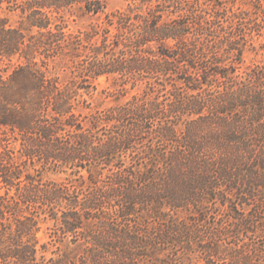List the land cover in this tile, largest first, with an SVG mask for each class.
<instances>
[{"label":"trees","instance_id":"obj_1","mask_svg":"<svg viewBox=\"0 0 264 264\" xmlns=\"http://www.w3.org/2000/svg\"><path fill=\"white\" fill-rule=\"evenodd\" d=\"M109 1L0 0V264H264V65L240 73L262 28L244 7L264 0H128L109 27L68 31L66 12ZM103 76L143 92L79 112ZM47 218L75 249L39 262Z\"/></svg>","mask_w":264,"mask_h":264},{"label":"rangeland","instance_id":"obj_2","mask_svg":"<svg viewBox=\"0 0 264 264\" xmlns=\"http://www.w3.org/2000/svg\"><path fill=\"white\" fill-rule=\"evenodd\" d=\"M225 1V0H223ZM241 1V0H240ZM130 2L128 0H110L107 8L104 10V13H101L97 16L92 15H84L78 10L72 12L65 13V20L68 25V31L70 33L78 34L79 32L91 31L92 27L96 29H102L105 27H109L107 25L108 14H112L117 12L118 10L126 11L129 9ZM6 6V5H5ZM237 8V7H236ZM235 8V9H236ZM245 10H248L252 13L253 19H258V22H261V27H256L257 31L253 32V37H248V43L244 50V64L243 69L240 73H244L248 68H253L257 65H264V26L262 24V17L264 14L262 12H257V15L254 14V9H250L249 7H244ZM4 16L10 18V23L14 26H19L20 21L22 20L20 12L9 13V11H5L2 13ZM101 27V28H100ZM112 31V35H114L117 30L115 28H110ZM37 31L34 30V34ZM99 42L103 39L102 36H99ZM40 60V59H38ZM17 59H14L16 62ZM52 72L61 77L64 83L69 82V80L73 79L71 64L68 60L57 59L55 62H52L50 65ZM96 85L95 88H91V90L85 91L83 90L81 94H83L82 100H86L89 108H85V104L79 107L78 111L83 114H89L90 112H94L96 110H106L114 106L126 104L130 101L134 95L138 93H142L144 89V85H138L136 88L132 89V84L126 86V90L128 92L124 93L120 91V87L115 85V80L112 77L103 76L94 82ZM77 111V112H78ZM85 179L87 181V185L90 180L88 179V174L84 172ZM45 180L54 181L59 184H70V182L74 181L75 184L80 185V182L77 181L78 176L71 175V172H55L50 171L45 175ZM5 188L0 187V194H5ZM15 190L12 194H15ZM39 232L37 233V239L39 240V253H38V261L42 262L43 260L49 261L52 258L54 260H58L61 256L68 252L66 249V245H69L71 250L75 249V245L70 244L71 238H68L65 241V245L53 241L51 235L54 233V229H56V222L51 218H47V220H41L39 224ZM44 247L47 249L45 250ZM77 252L75 251L73 254L75 255ZM166 253L160 255V258H165ZM72 256V255H71ZM184 264H202V262L198 260H189L187 258L181 259Z\"/></svg>","mask_w":264,"mask_h":264}]
</instances>
